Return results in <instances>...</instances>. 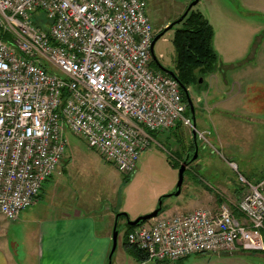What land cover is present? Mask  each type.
<instances>
[{"label": "built area", "instance_id": "1", "mask_svg": "<svg viewBox=\"0 0 264 264\" xmlns=\"http://www.w3.org/2000/svg\"><path fill=\"white\" fill-rule=\"evenodd\" d=\"M155 35L145 0H0V212L7 219L33 205L61 167L67 130L125 175L137 170L152 132L179 123L222 154L213 131L186 114L179 82L152 66ZM240 181L234 205L224 200L216 211L198 207L135 226L127 238L147 254L140 264L238 245L264 251V176Z\"/></svg>", "mask_w": 264, "mask_h": 264}, {"label": "rangeland", "instance_id": "2", "mask_svg": "<svg viewBox=\"0 0 264 264\" xmlns=\"http://www.w3.org/2000/svg\"><path fill=\"white\" fill-rule=\"evenodd\" d=\"M192 1L145 0L147 14L154 24L156 33L178 19ZM194 9L201 11L211 22L214 28V48L225 61L256 54L258 60L252 64L259 63L260 67L264 66V0H200ZM36 16L39 22H45L46 16L42 11ZM180 25L179 23L167 31L154 47L158 60L172 70L175 67L176 55L173 37L175 28ZM262 75L264 77V69ZM258 76L260 77L259 74H254L251 77ZM206 81L209 84L207 88L204 86L190 88L196 106L197 127L200 130L211 129L214 132L210 136L211 141L223 155L213 152L210 146L205 147L200 142L199 156L193 166L195 170L186 171L182 193L166 199L167 208L161 215L188 211L200 206L212 209L216 204L196 206V201L190 196L193 189L205 191L208 188L213 193L229 196L223 192H227V189L234 191L236 188L241 192L243 189L241 175L255 182L254 179L264 171V125L242 126L246 132L240 129L236 134L230 133L227 124L233 119L229 115L211 110V99L216 90L212 87L210 77H207ZM262 93H255L261 95H256L257 99L251 95L248 102L254 105L264 103V92ZM182 129L185 132L183 134L185 143L186 140L190 143L192 132L189 127L183 126L175 130L172 137L179 139ZM171 132V129L162 131L152 145L141 154L137 170L127 176L102 154L90 148L83 137L67 130L66 152L61 167L45 184L43 196L36 204L22 212L36 210L40 215L51 216L57 209H81L97 218L100 226L103 225L102 221H108L111 230L116 210L128 213L132 219L154 210L162 195L174 191L179 178L180 146L174 141L173 145L178 146L172 147L163 135L168 136ZM217 133L220 134L221 143L215 136ZM232 161L237 164V168L231 166ZM240 192L237 194L239 198ZM238 199L234 201L237 202ZM23 219L26 220L21 216L20 219L13 221L0 214L3 238L18 243L21 257L25 256L26 244L28 248L34 246L29 245L32 242L28 240V236L35 228L33 222ZM120 223L123 224L124 220H120ZM123 233L124 231L120 232L112 264H140L138 255L134 251H126L123 247ZM146 263L158 264L156 261ZM169 264H264V252L235 250L193 254L180 262Z\"/></svg>", "mask_w": 264, "mask_h": 264}, {"label": "crops", "instance_id": "3", "mask_svg": "<svg viewBox=\"0 0 264 264\" xmlns=\"http://www.w3.org/2000/svg\"><path fill=\"white\" fill-rule=\"evenodd\" d=\"M218 54L220 59L219 68L214 74L209 76L211 78L212 87L216 90L214 97L211 99V110H216L217 112H221V114L229 115L230 118L233 119L227 124L229 132L233 134L239 132L240 129L246 132L242 126L250 127L255 124L264 125V103L260 104L259 102L258 105H254L248 102L251 95L257 99L256 95L258 94L255 93L259 92L263 94L262 91L264 92V77L262 75L264 66L260 67L259 63L252 64L258 60V55L252 54L247 56V58L229 59L225 61L220 52H218ZM254 74H259L260 77H251ZM171 131L170 135H163L164 139L173 147L177 145H173L175 144L174 141L176 142L177 140L172 137L174 131L172 129ZM215 136H217L216 138L218 139V142L221 143L222 139L220 134L217 133ZM185 146L187 150H189L190 143H188L187 140ZM193 166L194 162L188 167V169L194 171L195 169ZM263 176L264 171L260 172L258 177L254 180L259 181ZM49 180L50 178L45 184ZM44 190L45 187L42 189L41 193L43 192L44 194ZM227 190V192H222L229 196L213 193L208 188H206L205 191L193 189L190 196L196 201V206L203 204H216V207L214 206L212 208L216 211L221 203V197L224 200L229 201L232 205L236 204L234 200L239 198L237 194L240 191H238L237 188L234 189V191ZM232 195L237 197L232 198ZM41 197L36 199L35 204ZM0 214L2 213L0 212ZM21 216L26 218V220L23 219L24 221L34 223L35 228L28 236V240L32 242V244L29 243V245L34 246L28 248L25 242V256L21 257L19 248L17 247L18 243L4 240L2 227L0 226V264H26L27 262L28 264H30V262H34V264L107 263L108 254L112 246L113 231V227L110 230L108 221H102L103 225L100 226L97 218H94L93 215L86 214L83 210L76 208L57 209L56 213L51 216L40 215L36 210L24 213L21 212L20 217L15 220L20 219ZM235 250L252 249L238 245ZM182 260L183 259L178 262ZM170 262L171 261H163L158 262V264H169Z\"/></svg>", "mask_w": 264, "mask_h": 264}, {"label": "trees", "instance_id": "4", "mask_svg": "<svg viewBox=\"0 0 264 264\" xmlns=\"http://www.w3.org/2000/svg\"><path fill=\"white\" fill-rule=\"evenodd\" d=\"M180 24L181 25L178 28H175L173 37L176 50L175 67L173 70L178 76L180 82H182L187 88L190 89L191 87L195 86L203 87L207 82L206 78L214 74L219 68V54L213 45L214 28L209 19H207L201 11L195 10L194 7L188 12ZM152 66L156 69H159L154 60L152 61ZM200 77L204 78V82L202 84L199 83ZM182 94L184 101L187 103L183 90ZM186 114L191 117V111L188 104ZM180 128H183V125L179 123L176 125V127L172 128V130L175 131ZM151 134L154 138H156L160 132L154 131ZM183 134L184 130L182 129L179 139H176L180 146V150H178L179 152L181 151L179 162L180 165L186 154L193 152L195 149L193 138L190 141L189 150L185 148ZM187 170L188 168L186 171ZM44 187L45 183L42 189H44ZM42 194L43 192H40L37 199L41 197ZM223 200L224 199L221 197L220 202ZM117 212L119 211L116 210L115 213ZM234 213L238 218H242V214L235 208ZM120 220H124V223L121 224ZM125 220L126 218L124 215L119 217V227L125 225L122 239L123 247L126 249V251H134L138 255L139 262L147 260V254L144 251L138 249L128 242V233L135 227L129 226Z\"/></svg>", "mask_w": 264, "mask_h": 264}, {"label": "water", "instance_id": "5", "mask_svg": "<svg viewBox=\"0 0 264 264\" xmlns=\"http://www.w3.org/2000/svg\"><path fill=\"white\" fill-rule=\"evenodd\" d=\"M200 0H193L187 7V9L185 10V12L176 20L172 21L169 25L165 26L164 29L162 31H160L157 35H155L153 41H152V45H151V50H152V56H153V60L155 61L156 65L158 66V68L160 70H162L163 72L169 74L170 76H172L173 78H175L180 86L181 89L184 91L186 100H187V104L190 108L191 111V118L193 121V125L194 127L197 126V121H196V106L193 102V99L191 97L190 94V89L187 88L182 82H180V80L178 79V76L176 75V73L174 72V70L169 69L167 67H165L159 60L158 57L155 54L154 51V47L157 43V41L170 29H173L177 24H179L184 18L185 16L188 14V12L196 5L199 3ZM204 82V78L200 77L199 78V83L202 84ZM208 83L206 82L204 84V87L207 88L208 87ZM192 138L194 140V144H195V149L193 152H189L186 154V156L184 157L180 168H179V178L176 184V187L174 189L173 192L168 193V194H164L159 198L158 204L156 206V208L148 213H145L143 215H140L134 219H132L128 213L126 212H122L119 211L117 213H115V220H114V224H113V231H112V246L110 249V252L108 254V259H107V263L106 264H112L113 263V257L114 254L117 250L118 244H119V240H120V232L124 231V227L125 225L119 227V217L121 215H124L126 218V223L131 226V227H135L138 226L146 221H149L151 219L156 218L157 216L161 215V213L167 208V206H165V201L168 197L171 196H179L182 192V187H183V183H184V178H185V172L186 169L196 160L198 159L199 156V142L197 139V135H196V131L195 129L192 130Z\"/></svg>", "mask_w": 264, "mask_h": 264}, {"label": "flooded vegetation", "instance_id": "6", "mask_svg": "<svg viewBox=\"0 0 264 264\" xmlns=\"http://www.w3.org/2000/svg\"><path fill=\"white\" fill-rule=\"evenodd\" d=\"M178 25V24H177ZM162 31V30H161ZM159 33V32H158ZM158 33H156V35L158 34ZM164 65V64H163ZM165 66V65H164ZM166 67V66H165Z\"/></svg>", "mask_w": 264, "mask_h": 264}]
</instances>
